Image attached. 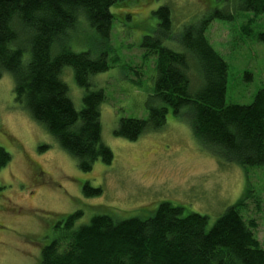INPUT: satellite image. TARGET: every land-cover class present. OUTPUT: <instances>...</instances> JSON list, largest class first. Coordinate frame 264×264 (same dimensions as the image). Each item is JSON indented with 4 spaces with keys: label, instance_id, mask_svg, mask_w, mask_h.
Masks as SVG:
<instances>
[{
    "label": "rangeland",
    "instance_id": "obj_1",
    "mask_svg": "<svg viewBox=\"0 0 264 264\" xmlns=\"http://www.w3.org/2000/svg\"><path fill=\"white\" fill-rule=\"evenodd\" d=\"M237 5L235 0H128L127 7L111 9L130 19L114 22L110 69L92 78L90 90L104 91L102 141L114 158L111 164L97 161L90 172L81 171L78 160L33 119L23 103L16 102L14 78L7 72L2 75L0 147L12 160L0 170V264H38L53 229L68 215L82 213L75 223L78 228L97 215L117 221L149 216L158 205L170 202L182 205L184 216H206L210 229L243 197L242 215L246 222H255L254 234L264 249V167L247 175L241 166L226 163L202 148L191 131L188 109L175 115L168 106L165 125L146 131L133 142L114 133L122 118L149 117L157 57L146 59L149 48L144 45L158 30L160 19L155 13L163 6L170 10L172 32L177 36L186 27L214 17L204 36L228 64L227 103H253L258 91L264 89V14L244 12ZM93 32L82 24L72 33V49H100ZM176 35L174 50L182 52ZM170 44L164 42L165 47ZM20 45L27 52L28 48ZM188 57L191 89L198 91L200 69ZM73 73L71 67H65L62 79L74 107L81 110L87 92L76 83ZM86 184L101 193L86 196Z\"/></svg>",
    "mask_w": 264,
    "mask_h": 264
},
{
    "label": "trees",
    "instance_id": "obj_2",
    "mask_svg": "<svg viewBox=\"0 0 264 264\" xmlns=\"http://www.w3.org/2000/svg\"><path fill=\"white\" fill-rule=\"evenodd\" d=\"M235 1L244 12L264 14V0ZM127 2L0 0V78L6 72L12 75L16 102L23 103L33 119L78 160L83 172H90L99 160L111 164L114 158L102 141L104 91L90 89L92 78L110 69L114 22L130 19L111 9L127 7ZM155 14L160 19L159 35L147 37L144 45L149 48L146 59L157 57L149 117L122 118L115 135L136 141L146 131L165 125L168 106L175 115L188 109L191 131L202 148L226 163L241 166L247 175L264 167V89L249 105L227 103L228 64L204 36L214 17L186 27L177 36L172 32L169 8L163 6ZM84 23L99 39L100 49H72V33ZM175 35L185 49L182 52L174 50L178 44L172 43ZM164 42L171 46L165 47ZM188 56L201 73L196 93L188 76ZM65 67L72 68L76 83L86 89L81 110L74 107L62 79ZM11 160V154L0 147V170ZM83 192L86 196L101 193L87 184ZM245 199L228 208L210 229L206 216H184L182 205L170 202L161 203L149 216L117 221L109 215H97L78 228L75 223L82 213L68 215L53 229L38 264H264V249L254 234L256 224L246 222L242 215Z\"/></svg>",
    "mask_w": 264,
    "mask_h": 264
}]
</instances>
